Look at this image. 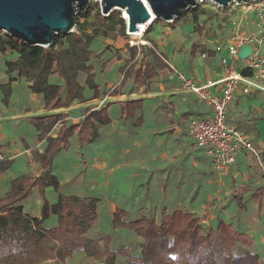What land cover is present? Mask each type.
Instances as JSON below:
<instances>
[{
	"label": "trees",
	"instance_id": "obj_1",
	"mask_svg": "<svg viewBox=\"0 0 264 264\" xmlns=\"http://www.w3.org/2000/svg\"><path fill=\"white\" fill-rule=\"evenodd\" d=\"M202 4L181 12L169 23L170 28L187 21L191 23V32L199 39L191 44L187 54L191 67L199 54L207 58L215 56L206 42V27L200 23V17L206 13L201 9ZM92 7L89 5L84 12L75 14L73 33L55 35L46 48L28 47L9 33L0 32V55L10 57L3 61L7 80L0 84V113L9 107L14 94L12 85L18 81L27 84L30 93L40 97L46 113L75 103L103 102L106 97L129 96L140 88L149 92L167 85L172 73L167 57L150 38L146 39L150 46L140 50L126 46L128 59L117 70L120 74L117 84L97 81V74L104 76L105 66L121 57L113 45L101 46L97 40L126 38L127 29L119 10L104 16L97 8L94 14L97 24L88 33L85 27ZM157 22L163 21L152 20L146 34L151 33ZM241 74L249 75L246 70ZM96 106L83 108V118L77 124L67 122L61 114L30 119L38 140L44 143L42 152L37 148L30 151L40 174L21 173L13 177L9 189L0 195V264H73L78 255L83 257L84 264H264L252 238L234 222L217 215L211 225H206L202 218L184 207L169 211L163 206L157 219L145 207H140L130 220L122 211H116L113 226L126 227L134 240L131 246L118 247H113L107 237L96 240L86 237L96 221L97 198L59 194L52 203L42 200L37 217L26 216L23 201L34 191L44 194L50 188L58 192V177L52 173L55 155L68 148L71 141L77 146L92 144L99 137V129L111 122L107 113L110 104L104 102L98 109ZM141 110L140 100H126L119 113L121 118H131L135 113L141 114ZM190 115L185 112L181 119L188 121ZM12 164L0 146V175L6 174ZM230 197L239 212L241 198L235 193ZM52 216L56 224L46 228L45 222Z\"/></svg>",
	"mask_w": 264,
	"mask_h": 264
},
{
	"label": "crops",
	"instance_id": "obj_2",
	"mask_svg": "<svg viewBox=\"0 0 264 264\" xmlns=\"http://www.w3.org/2000/svg\"><path fill=\"white\" fill-rule=\"evenodd\" d=\"M188 28H190L189 25L183 26L185 34ZM118 40L119 38L115 43H118ZM154 42L168 60L167 55L172 49L166 47V42H164V40L161 42L155 40ZM115 43L113 47L119 51L120 48L117 47ZM214 44L216 43H211V45L208 44V47L212 50ZM200 60L202 59L200 58ZM235 61L229 60L228 63ZM194 62L198 65V68L203 70V74H200L199 71H197L198 74L196 73V76L189 72L183 73L190 78L193 77L197 85L205 81L207 73L211 74L214 80H221L227 76L230 70L228 69L229 67L220 64V56L217 54L210 58L206 57L202 62L198 59H196V61L194 60ZM238 62L241 65V62ZM18 83L19 82H15L17 85ZM24 86L27 88V84ZM212 91L218 94L219 87L213 88ZM14 96L13 94V97ZM17 96H20V94ZM236 98L237 99L227 112V122L230 126L244 132L249 141H251V143L253 142L252 146L257 152H260L264 159V144L261 140L258 141L259 129L255 123L257 118L264 116V94L252 92L250 95H243L241 92H238ZM26 100L24 99V102H26ZM126 100L128 102L140 100L142 102V113H135L131 118H121L119 109L121 104ZM104 102L110 104L107 113L111 122L107 124V126H102L99 129L100 134L97 141L92 144L78 146L75 145V141H71L68 148L61 151H65V156L70 152V155H73L74 159H77V155L79 154L82 155L83 158H85L84 155H88V157L91 158L87 159L93 161V163L99 158L102 162L101 168L108 170L105 173L103 172V178L101 177L104 182V188L107 192L114 191L113 189L119 191L117 193L118 198L117 201H115L116 203L113 204L112 207L110 206L108 210L107 216L109 218V223L113 224V214L116 211H122L123 214L127 212L126 218L130 220L133 219V216H135L140 207H145L146 211H152L153 217L156 219L163 206L167 207V210L173 211L180 210L182 207L186 208L185 205H189V210L196 212L197 209L204 208L209 202L208 198L210 194L208 193L211 190H215L213 193L214 195H212L215 196L217 200L218 206L216 210L218 212L217 215H219L218 217L223 218L225 221L227 217H230L228 221H232L231 218L233 216L230 213L234 211L235 214H237L238 211L232 204V209H229L228 212L227 202L228 200L232 202L230 197L231 194L237 190L239 193L248 191V197L251 199L255 198L258 191L254 193L251 192L250 176L248 170H246L247 167H250V161L253 160L252 156L246 153L238 154L235 163L228 167L223 175H218L212 170L210 161L208 160L209 158L192 142L189 137L188 123L191 119L208 116L210 114V106L200 102L194 94L185 91L179 80L176 79L173 71L170 74L167 85H160L159 90L153 89L149 90V92H144L143 88H140L129 96L120 95L117 97H106L102 103L95 100L91 101L90 104L77 103V105H73L69 108L49 111L48 113L44 112V114L40 116L61 114L67 122L77 124L78 121L83 118V108L89 107L90 105H97L96 109H98ZM24 111H26L24 114L14 117L18 120L20 119V122L22 121L20 123V125L22 124L21 126H16L19 131H22H20V134L17 133L20 137L19 153L16 157H20V159L23 157L25 159L24 163H26L27 166L29 164L30 167L32 166V168L36 169L38 165L32 162L30 151L37 148L39 152H42L44 143L38 140V133L33 129L30 119L39 116H34L36 111L32 112L30 109H24ZM3 112H5V110H3ZM3 112H1L2 114L0 113L2 123H4L5 119L8 117ZM185 112L191 114L188 121L181 119V116ZM2 123L0 122V136L8 141V136L1 134V131H4L1 125ZM57 128H55V130H57ZM29 138L32 139V143L29 142ZM7 141L5 142L6 146L4 148L1 146V148L5 156H8L11 163H13L14 158L11 153L12 150L9 148ZM92 147H94V151L98 155H91ZM65 156L59 159L55 157V167L60 161L62 162L61 168L73 167V163L71 165L68 164V158L71 159V156L68 158ZM27 159L34 165L29 163ZM65 159L67 160L64 162ZM14 164L15 163H13V165ZM38 170L40 169L38 168ZM117 172L122 175L116 177ZM89 173L93 174L88 167V170H86L84 174L91 178ZM97 174L98 172L95 173V175ZM61 176L64 178L66 177L69 181L72 179L69 176H64L63 173ZM0 178L3 177L0 176ZM239 179L244 180L240 182V187H238L239 185L236 183ZM245 181L248 186H243L245 185ZM112 186L114 187L113 189ZM44 191L46 198V192L53 190L47 188ZM195 191L196 193L193 196V192ZM5 192L6 191H2L0 195L5 194ZM133 198H135L137 204L133 203ZM251 199L247 200L252 201ZM52 202L54 201H51V203ZM255 203L254 201L253 205H255ZM257 205L258 207L259 205L262 206L261 201L256 203V206ZM128 212L130 213L129 216ZM229 214L230 216H228ZM97 215H99V213ZM198 216L202 218L207 225L206 219L208 217H205L207 216L205 212ZM96 223H98V216L94 224ZM55 224L56 220L54 218V224L52 226ZM238 229L245 231L250 238H253V236L248 234L251 232L247 230L248 228L241 227Z\"/></svg>",
	"mask_w": 264,
	"mask_h": 264
},
{
	"label": "rangeland",
	"instance_id": "obj_3",
	"mask_svg": "<svg viewBox=\"0 0 264 264\" xmlns=\"http://www.w3.org/2000/svg\"><path fill=\"white\" fill-rule=\"evenodd\" d=\"M98 7H97V5ZM89 5H92L93 9L91 10V17L87 20V24L85 29L87 32H91V26L93 24H97V21L94 18V14L97 8L100 9V1L99 0H89ZM203 10H205V14L200 17V23L206 27V42L211 45V43H220V41H223L226 37H228L234 29L238 27L240 31L244 32H249L252 31V25L250 24V21H257V16L256 12L254 11H249L246 8L242 7H223L222 9L215 8L210 4L209 1H204V4H202ZM88 8V7H87ZM122 14V12L120 11ZM123 16V14H122ZM82 20L81 22H83ZM189 25L190 28L186 30V34L183 30V26ZM153 30L149 34H144L143 35V40L146 42L147 38L158 40L161 42L164 40L166 42V47H170L172 50L171 52L167 55L169 63L175 69L178 71H181L182 73H193L194 76H196V73L198 74L197 71L200 72V74H203V70L201 68H198V65L193 61L192 63V68H191V61L185 58H188L187 54L189 51V48L191 47V44L198 39L196 33L191 32L192 31V25L189 21L187 23L183 24H177L175 28H170L169 23L165 22H157L153 25ZM257 28L256 25H253V29ZM73 31H75L73 29ZM190 31V32H189ZM189 32V33H188ZM127 34V33H126ZM133 36H128L126 38L118 37V43H115L116 40H112L108 37H104V39L99 38L97 40L98 44L101 46H104V44H112L119 47L120 51V58L119 60H112L107 66H105V69L103 71L104 76L100 75L99 73L97 74V81H107L108 84H117L120 81V74L117 72L119 66L123 63L124 60L128 59V53L126 50V46H129L127 44V41L131 40ZM159 49V47H158ZM161 52V50H159ZM8 54H3L0 55V84L4 83V81L7 80V76L5 75V68H4V60L9 59ZM199 61L200 57H197ZM195 59V61H196ZM227 66L231 68H237L241 67L238 61L235 62H229ZM17 84H13L14 89V97L12 96L11 101L9 103V107L3 112L7 117L5 119L4 123H2V120L0 119V122L2 123L1 125L4 128V131H1V134L4 136H8V141L3 139L0 136V146L3 148L6 146V141L8 142L9 148L12 150L11 153L13 155V163L12 167L10 170L7 171L6 174L0 175L3 178H0V193L2 191H7L10 186V181L13 179V177H16L18 175H21V173H26L29 175H39L40 170L38 168L34 169L32 166L30 167L29 164L27 166L26 163H24V158L21 157H16L19 153V134L22 132L19 131V129L16 127L20 125V119L18 120L17 118H14L18 115L24 114V109H30L32 112L36 111L34 116H40L44 114V110L42 109V104L40 101V97L36 96L32 93H30V90H28L24 85L23 82L18 81ZM21 96H17L19 95ZM23 96V100H22ZM24 99L26 102H24ZM74 105H77L75 103ZM2 114V113H1ZM19 123V124H18ZM256 126L259 129V138L258 141L261 140L262 143L264 144V116L257 118L255 120ZM8 124V125H7ZM22 125V124H21ZM20 125V126H21ZM19 127V126H18ZM19 133V134H17ZM17 138V139H16ZM29 142L32 143V139L29 138ZM94 145V144H93ZM91 145V146H93ZM255 146V144H254ZM91 149V148H90ZM200 149V148H198ZM201 150V149H200ZM84 151V150H82ZM69 152V151H67ZM87 152V151H86ZM199 152V151H198ZM91 155L96 156V152L94 151V147L91 149ZM99 153V152H97ZM68 155L65 156V151H61L60 153H57L55 157L58 159L60 157H70V152L67 153ZM264 154V153H263ZM90 155V156H91ZM258 155L260 159L258 160L257 158L253 157V160L250 161V167H247L246 170H248L249 178H250V185H251V192H257L256 196L254 199H251L248 197L249 192H238V190L235 193V196H239L241 198L240 203H241V209L237 214H235L234 211H232L230 214H232V222L236 223V226L238 228L241 227H246L248 228L249 232L248 234L253 236L252 240L254 243V248L260 253V256L264 260V159L263 156L258 152ZM92 156V157H93ZM251 156V155H250ZM85 158L82 157V155H77V159H74L73 155L71 156V159L68 158L69 165L73 163V167H62V162L60 161L57 166L55 167L56 163L54 161L53 165V174L58 177V182H59V188L58 192H53V191H47L46 192V198L47 200L51 203V201H55L57 199V196L63 195H73L76 197H83V198H97L99 200V208H98V223L94 224V226L87 232L88 234L86 237L91 240H96L101 237H107L111 240V245L113 247H118V246H125L129 245L131 246L130 243H132L134 240L132 238V233L125 230L124 227H114L112 223H109V218L107 216L108 210L110 206L112 207L113 204H115L117 201V193L119 192L118 190L113 189L114 187L112 186V189L114 191H109L104 188V182L102 180L103 175L102 173L107 172V169H102L101 168V160L97 158V161H89L87 158L88 155H84ZM29 159V158H28ZM27 159V160H28ZM87 159V160H86ZM56 160V159H55ZM67 159L64 160V162ZM96 160V159H95ZM210 161V159H208ZM261 160V161H260ZM29 162V160H28ZM31 163V162H29ZM33 164V163H31ZM34 165V164H33ZM89 169L93 172L89 173L91 175V178L88 177L87 175L84 174L86 173V170ZM120 167V166H119ZM34 169V170H33ZM38 170V171H37ZM98 172L97 175L95 173ZM62 173L64 176H69L72 179L69 181L66 179V177H62ZM103 173V174H104ZM117 176L119 177L122 174L116 173ZM243 176V174H242ZM102 177V178H101ZM243 182L244 180L239 179L238 185L240 182ZM246 186L247 182H244ZM248 186V185H247ZM240 187V185L238 186ZM210 190V189H209ZM215 190L209 191L208 194H210L208 198V203L204 206L197 209L196 214L201 215L203 212L208 217L206 219L207 225H211L212 221L216 218L217 216V200L216 197L213 196ZM233 193V194H234ZM213 194V195H212ZM240 194V195H239ZM45 198V192L42 194L40 191L36 190L34 191L30 196H28L26 199L23 201V207H24V214L28 217H37L39 215V210H40V204L43 199ZM247 199H251L252 201H248ZM228 200V199H227ZM232 200V199H231ZM262 206L258 207L256 206V203L260 202ZM133 203H136L135 198L132 199ZM256 202L255 205H253V202ZM228 212L229 209H232V204L234 208L236 209V205L234 203V200L232 202L228 200ZM251 203V205H250ZM186 209H190L189 205H185ZM209 209V210H207ZM231 211V210H230ZM97 213V214H98ZM230 214L228 216H230ZM239 214V215H238ZM127 216V212L125 213ZM130 213L128 212V216ZM96 216V218H97ZM125 216V218H126ZM219 216V215H218ZM230 217H227V221L229 220ZM54 224V217L49 218L45 222V227L50 228ZM136 250V249H135ZM83 262V257L81 255L75 256L73 260V264H84ZM86 264V263H85Z\"/></svg>",
	"mask_w": 264,
	"mask_h": 264
},
{
	"label": "built area",
	"instance_id": "obj_4",
	"mask_svg": "<svg viewBox=\"0 0 264 264\" xmlns=\"http://www.w3.org/2000/svg\"><path fill=\"white\" fill-rule=\"evenodd\" d=\"M204 1H209L215 8H223L214 0H196V5L204 4ZM227 7H242L254 12L257 10V21H250V24L256 25L257 28L244 32L237 27L212 48L214 53L220 56L222 66L229 67L227 66L229 60H237L241 62V68L235 70L229 67L227 76L221 80H214L211 74L207 73L205 81L197 85L193 77L190 78L181 71H177L167 61L183 89L194 94L200 102L210 106V114L206 117L191 119L188 129L192 142L210 159L212 170L218 175H223L225 170L235 163L240 153L260 159L247 135L228 124L227 112L237 99L238 92L243 95H250L252 92L264 94V0H249L247 3L233 0ZM122 17L126 20L124 14ZM148 25L147 23L141 29L138 27L139 32H133V34L126 32L128 36H135L127 41L129 47H136L139 50L141 47L150 46L143 40ZM243 46H251V52L248 58L240 60L238 51ZM198 56L202 60L206 59L205 54ZM242 70H246L249 75H242ZM215 87H219L218 94L212 91Z\"/></svg>",
	"mask_w": 264,
	"mask_h": 264
},
{
	"label": "water",
	"instance_id": "obj_5",
	"mask_svg": "<svg viewBox=\"0 0 264 264\" xmlns=\"http://www.w3.org/2000/svg\"><path fill=\"white\" fill-rule=\"evenodd\" d=\"M101 15L112 11L127 15L128 33L139 32L138 26L149 20L172 23L196 0H99ZM227 7L233 0H214ZM247 3L249 0H237ZM89 0H0V32L9 33L28 47H49L57 34H71L76 24L75 14L84 12ZM125 17V15H124ZM251 46H243L238 58L250 56Z\"/></svg>",
	"mask_w": 264,
	"mask_h": 264
},
{
	"label": "bare ground",
	"instance_id": "obj_6",
	"mask_svg": "<svg viewBox=\"0 0 264 264\" xmlns=\"http://www.w3.org/2000/svg\"><path fill=\"white\" fill-rule=\"evenodd\" d=\"M124 15H125V18H127V15L124 13ZM152 20H149V22H147L148 24L151 22ZM146 25V24H145ZM145 25H139L138 27H139V29H141V28H143ZM133 34V33H132Z\"/></svg>",
	"mask_w": 264,
	"mask_h": 264
}]
</instances>
